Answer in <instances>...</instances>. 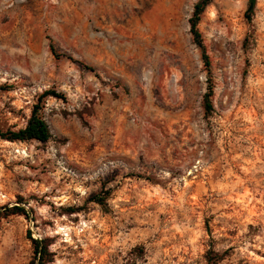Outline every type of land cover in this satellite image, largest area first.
Listing matches in <instances>:
<instances>
[{
  "label": "rangeland",
  "instance_id": "374dc122",
  "mask_svg": "<svg viewBox=\"0 0 264 264\" xmlns=\"http://www.w3.org/2000/svg\"><path fill=\"white\" fill-rule=\"evenodd\" d=\"M198 1L0 0V129L52 133L0 139V264H264V0L206 9L210 71Z\"/></svg>",
  "mask_w": 264,
  "mask_h": 264
},
{
  "label": "trees",
  "instance_id": "16d2710c",
  "mask_svg": "<svg viewBox=\"0 0 264 264\" xmlns=\"http://www.w3.org/2000/svg\"><path fill=\"white\" fill-rule=\"evenodd\" d=\"M213 0H199L194 7L193 15L189 20L190 24V33L194 39L195 44L202 50L204 62L206 67L209 69L210 61L205 53V48L202 41V35L199 31V24L201 22L202 16L205 13L206 9L212 4ZM257 0H250L248 4V8L246 11V19L248 22L252 21L253 14L255 12ZM248 41V40H246ZM51 50L54 54H56V50L53 45H51ZM58 56V55H57ZM86 69L93 71L92 68L86 67ZM210 71V69L208 70ZM208 91L204 96V111L207 117H211L214 113V104H213V96H214V85L212 81V77L208 78ZM52 96L54 98L61 99L63 96L58 94L55 91L45 92L41 97L42 99ZM40 103V102H39ZM41 104H37L34 106L31 117L27 121V124L24 128L14 130L13 128H9L7 130L0 129V139L8 142H31L38 141L43 144L48 143L52 139L51 130L45 121V119L41 115ZM110 195V192H105V196L96 195L93 198V201L99 205H104ZM2 210V211H1ZM0 219L7 218L10 216H27V212L24 208L21 207H12L3 211L0 208ZM34 256L31 264H52L53 254L50 252V245L45 240L33 239L30 236ZM211 259V257H210Z\"/></svg>",
  "mask_w": 264,
  "mask_h": 264
}]
</instances>
